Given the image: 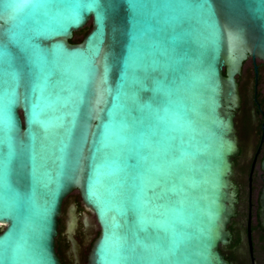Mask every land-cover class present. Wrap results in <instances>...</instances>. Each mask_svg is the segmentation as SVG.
<instances>
[{
    "label": "water",
    "instance_id": "95a60500",
    "mask_svg": "<svg viewBox=\"0 0 264 264\" xmlns=\"http://www.w3.org/2000/svg\"><path fill=\"white\" fill-rule=\"evenodd\" d=\"M250 58L264 0H0V264H62L74 191L88 264H228Z\"/></svg>",
    "mask_w": 264,
    "mask_h": 264
},
{
    "label": "flooded vegetation",
    "instance_id": "af4514ba",
    "mask_svg": "<svg viewBox=\"0 0 264 264\" xmlns=\"http://www.w3.org/2000/svg\"><path fill=\"white\" fill-rule=\"evenodd\" d=\"M237 80L239 154L233 160L234 215L228 226L229 242L221 246V252L228 264H264V63L250 58ZM74 212L79 221L76 246L67 234V222ZM90 215L78 191L64 201L56 241L62 264H88L91 246L99 234ZM83 244L86 251L81 256Z\"/></svg>",
    "mask_w": 264,
    "mask_h": 264
},
{
    "label": "trees",
    "instance_id": "16d2710c",
    "mask_svg": "<svg viewBox=\"0 0 264 264\" xmlns=\"http://www.w3.org/2000/svg\"><path fill=\"white\" fill-rule=\"evenodd\" d=\"M91 30L90 26L85 27L84 29L78 31L77 33H75L73 39L71 40V42L73 44H79L83 41L84 37L89 33V31ZM1 231V229H0Z\"/></svg>",
    "mask_w": 264,
    "mask_h": 264
},
{
    "label": "rangeland",
    "instance_id": "374dc122",
    "mask_svg": "<svg viewBox=\"0 0 264 264\" xmlns=\"http://www.w3.org/2000/svg\"><path fill=\"white\" fill-rule=\"evenodd\" d=\"M88 217H90L91 218V220L95 223V225H97V223H96V221H95V219L93 218V216H88ZM79 221H77V229H76V231L79 229ZM97 228H98V231H99V227H98V225H97ZM76 236V232H75V234H74V237ZM85 239H83L82 240V242L84 241ZM83 247L80 249V251H79V253L81 254V256L85 253V251H86V247L84 246V244L82 245Z\"/></svg>",
    "mask_w": 264,
    "mask_h": 264
}]
</instances>
